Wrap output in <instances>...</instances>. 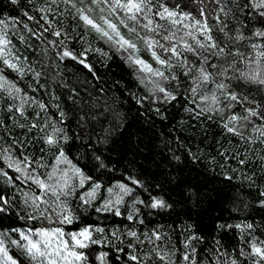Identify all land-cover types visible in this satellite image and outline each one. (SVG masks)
I'll use <instances>...</instances> for the list:
<instances>
[{
    "label": "snow or ice",
    "instance_id": "snow-or-ice-1",
    "mask_svg": "<svg viewBox=\"0 0 264 264\" xmlns=\"http://www.w3.org/2000/svg\"><path fill=\"white\" fill-rule=\"evenodd\" d=\"M11 3L23 18L0 19V264H264V218L217 222L238 230L234 244H209L194 221L179 225L175 239L173 225H152L174 205L161 183L103 155L97 145L108 143L111 127L90 155H74L90 113L64 76L71 61L100 79L90 54H118L147 92L130 91L138 104L165 116L156 105L180 98L202 128H219L221 175L257 191L234 210L264 209V0ZM187 151L192 163H218ZM172 160L179 167L182 157ZM187 191L198 204L200 193ZM113 217L122 220L107 223Z\"/></svg>",
    "mask_w": 264,
    "mask_h": 264
},
{
    "label": "trees",
    "instance_id": "trees-1",
    "mask_svg": "<svg viewBox=\"0 0 264 264\" xmlns=\"http://www.w3.org/2000/svg\"><path fill=\"white\" fill-rule=\"evenodd\" d=\"M21 3H26V0H21ZM8 15L22 17L18 6L13 5L11 0H0V19ZM100 46L107 51L103 42H100ZM90 59L100 79H93L82 66L71 61L66 62L68 66L64 71L66 82L80 90L83 112L90 113L83 133L85 139L75 141L72 146L74 155L82 156L85 152L90 155L89 145L95 143L98 136H104L105 130L111 127L108 143L97 147L113 166L120 169L128 167L142 179L162 184V189L158 191L174 206L151 218V223L173 225L174 239L180 231L179 225L194 221L197 231L208 237L209 244L214 237L222 244H234L238 230L234 227L218 229L217 222L234 225L246 219L259 221L264 218V209L254 205H250L247 210H234V205L242 200H255L257 191L255 188L250 189L247 183L228 181L221 175L219 164L225 161L217 155L216 142L220 130L216 125L207 122V126L202 128L200 122L181 107L180 98L171 104H157L165 116L157 114L148 101L143 105L138 104L129 94L135 91L137 95H147V92L138 85L118 54L112 53L111 59H106L93 53ZM66 93L67 89L60 92L65 105L71 107L72 102L67 100ZM105 106L110 110L105 111ZM78 119L77 115L71 117L72 130H77ZM89 136L90 140L87 139ZM188 149L202 154V157L216 156L218 163L212 164L211 160L205 158L199 163H192ZM173 153L182 157L179 167L172 160ZM169 161H172L171 164ZM81 163L86 161L82 159ZM230 163L234 165L236 162L233 160ZM168 172L178 179L169 182L165 178ZM189 187L200 193V202L195 206L189 198ZM121 220L120 217H113L107 223H120ZM86 221L92 222V217H87Z\"/></svg>",
    "mask_w": 264,
    "mask_h": 264
}]
</instances>
